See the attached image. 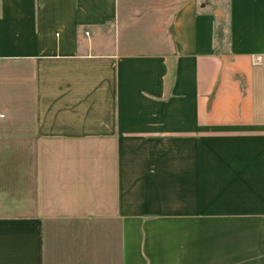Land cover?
<instances>
[{
	"label": "crops",
	"instance_id": "0c3cea01",
	"mask_svg": "<svg viewBox=\"0 0 264 264\" xmlns=\"http://www.w3.org/2000/svg\"><path fill=\"white\" fill-rule=\"evenodd\" d=\"M0 0V264H264V0Z\"/></svg>",
	"mask_w": 264,
	"mask_h": 264
},
{
	"label": "rangeland",
	"instance_id": "374dc122",
	"mask_svg": "<svg viewBox=\"0 0 264 264\" xmlns=\"http://www.w3.org/2000/svg\"><path fill=\"white\" fill-rule=\"evenodd\" d=\"M203 1L213 3V6H216L215 3H218L220 0H203Z\"/></svg>",
	"mask_w": 264,
	"mask_h": 264
}]
</instances>
